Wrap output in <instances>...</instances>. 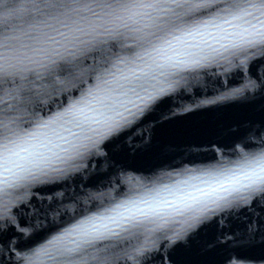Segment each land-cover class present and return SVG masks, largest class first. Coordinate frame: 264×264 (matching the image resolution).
Listing matches in <instances>:
<instances>
[{"label":"snow or ice","instance_id":"snow-or-ice-1","mask_svg":"<svg viewBox=\"0 0 264 264\" xmlns=\"http://www.w3.org/2000/svg\"><path fill=\"white\" fill-rule=\"evenodd\" d=\"M94 3L95 7L85 0H0V24L11 32L0 41V89L8 85L7 93L19 102H6L0 109V135L15 146L0 157L4 170L0 179V264H11L13 257L17 264H45L57 259L60 264H120L121 259L145 264L157 254L163 264V241L170 247L167 258L171 260L172 245L190 239L206 224L219 223L218 217L228 219L233 242L251 245L259 239L264 248V150L241 149L235 160H225L221 154L211 167L163 173L151 186L141 178L128 177L127 199L79 220L38 247L24 253L15 251L20 245L8 233L24 223L21 210L47 216L56 211L51 202L63 196L54 192L44 198L49 204L43 206L44 200L32 186L78 170L77 161L98 149L104 139L186 83L184 73L213 65L234 66L248 75L241 87L218 100L248 92L264 95V0ZM210 8L214 11L201 18L199 14ZM13 20L20 24L9 23ZM25 38L47 45L32 49L43 55H22L21 49L30 47L23 42ZM73 41L78 42L76 46L68 47ZM117 42L132 54L114 52ZM89 55L93 64L85 68ZM109 63V67L103 66ZM86 76L94 82L62 111L48 119L34 114H29L33 119H26L27 109L22 106L26 99L49 89L75 88L87 83ZM110 79L122 90V98L103 121H95L98 126L89 123L71 147L60 145L47 154L20 147L31 145L44 130L82 113L87 99ZM24 123L33 126L26 128ZM243 139L247 136L242 135ZM21 153L27 154L29 165L18 162L25 158ZM105 195L109 194H89V198ZM34 199L41 206L33 204ZM19 231L25 235L22 228Z\"/></svg>","mask_w":264,"mask_h":264},{"label":"water","instance_id":"water-1","mask_svg":"<svg viewBox=\"0 0 264 264\" xmlns=\"http://www.w3.org/2000/svg\"><path fill=\"white\" fill-rule=\"evenodd\" d=\"M85 2L95 7L94 0ZM213 11L210 8L199 15L207 18ZM10 34L8 26L0 24V41ZM113 51L120 55L132 54L122 48L120 42ZM114 59L112 56L111 60ZM92 64L93 59L89 55L83 67ZM103 66L109 67L110 63ZM183 75L187 78L186 83L150 104L143 115L104 139L98 149L77 161L80 165L78 170L58 180L49 179L42 185L32 186L41 200L54 192L63 193V196L51 202L52 209L56 211H49L47 216H33L31 211L21 210L24 223L18 225L16 231L8 233L20 245L16 252L24 253L38 247L79 220L103 213L115 203L127 199L130 195V185L126 182L128 177L141 178L151 186L163 173L185 167H211L221 154L225 160H235L241 149L246 152L264 150V95L248 92L225 100L217 99L241 87L248 73L234 66L213 65ZM85 79L87 83H79L75 88L64 91L49 89L47 93L26 99L22 105L27 109L26 119H33L29 114L48 119L62 111L94 82L88 76ZM8 87L4 85L0 89V109L6 102L9 105L19 103L7 93ZM131 99L140 104L135 97ZM128 107L136 111L132 104ZM32 126L24 123L26 128ZM242 135L247 139L242 140ZM2 155L0 150V157ZM21 155L25 158L18 162L29 165L27 154ZM3 174V167H0V179ZM99 193L109 195L100 199L89 198V194ZM32 203L41 206L35 199ZM48 204L49 201L44 200L43 206ZM217 219L219 223L206 224L190 239L172 245L171 260L167 258L170 247L167 241H163L164 246L160 248V254L165 255L163 264H264V248L259 239L251 245L237 244L229 238L231 225L228 219ZM233 223H236L235 217ZM20 228L25 235L20 234ZM11 264H17L15 257ZM45 264H60V261L48 260ZM120 264L134 262L121 259ZM145 264H161L159 254Z\"/></svg>","mask_w":264,"mask_h":264},{"label":"clouds","instance_id":"clouds-1","mask_svg":"<svg viewBox=\"0 0 264 264\" xmlns=\"http://www.w3.org/2000/svg\"><path fill=\"white\" fill-rule=\"evenodd\" d=\"M10 22L17 25L20 24L17 20ZM23 42L30 45V47L22 48V55L42 56L43 53H35L32 49L40 48L42 46L48 47L47 45H41L28 40L27 38H25ZM77 43L78 42L73 41L68 43L67 46L75 47ZM50 50L51 49H49V51ZM60 51L63 52L64 48L61 47ZM121 91L122 90L119 89L118 84L110 79L109 83L101 84L100 90L94 96L87 99V103L82 113H76L74 116L69 117L61 125H55L50 129L44 130V132L39 135L38 139L34 141L35 143H32L31 145L21 144L20 147H29L32 152L40 151L45 154H47L50 150L57 149L60 145H63L64 147H71L72 143L76 142L78 138L83 136L89 123H92L94 126H98L95 125V121H103L105 116L110 114L112 106L117 104L122 98L120 96ZM80 125H83V127ZM13 148H15V146L9 144L4 136L0 135V150L3 151L4 155L7 156L8 150Z\"/></svg>","mask_w":264,"mask_h":264}]
</instances>
